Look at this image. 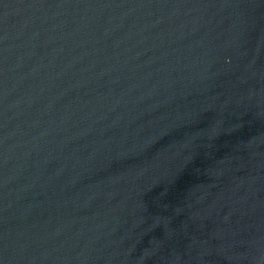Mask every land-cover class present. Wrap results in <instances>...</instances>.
<instances>
[{"label": "water", "instance_id": "1", "mask_svg": "<svg viewBox=\"0 0 264 264\" xmlns=\"http://www.w3.org/2000/svg\"><path fill=\"white\" fill-rule=\"evenodd\" d=\"M0 264H264V0H0Z\"/></svg>", "mask_w": 264, "mask_h": 264}]
</instances>
